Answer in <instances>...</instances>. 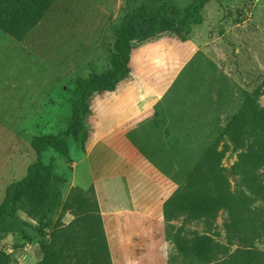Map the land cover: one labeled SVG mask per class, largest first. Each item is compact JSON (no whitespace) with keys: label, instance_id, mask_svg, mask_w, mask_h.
<instances>
[{"label":"rangeland","instance_id":"374dc122","mask_svg":"<svg viewBox=\"0 0 264 264\" xmlns=\"http://www.w3.org/2000/svg\"><path fill=\"white\" fill-rule=\"evenodd\" d=\"M192 2L50 0L40 22L23 37L0 25V205L9 186L27 177L38 160L49 168L34 169L36 178L16 192L15 210L0 218V264H221L239 247L222 209L210 229L203 217L189 215L203 211L187 203L171 207L167 201L195 168L196 177L207 181L208 165L201 161L208 148L226 152L221 162L227 168L241 150H264V132L253 123L254 111L264 108V0H211L202 9V23L193 26L195 39L205 40L210 67L217 69L219 60L225 73L220 68L219 78L211 82L202 122L197 117L191 121V114L186 120L179 115L175 132L187 134L181 139L194 153L189 158L179 147L177 156L171 154L181 167L154 193L162 200L143 202L155 210L153 216L103 215L110 202L99 201L91 182L84 131L77 140L64 135L66 150L52 147L38 155L32 147L35 135L66 131L76 104V79L110 68L115 29L129 12L142 4L179 9ZM202 52L206 56V49L199 48ZM195 61L174 87L179 90L183 79L189 80L185 94L179 90L183 98L200 84L201 68H194ZM181 124L187 129L180 130ZM156 155L157 161H165ZM136 166L142 180L126 177L119 191H127L128 184L141 187L156 174L141 161ZM261 174L264 178V168ZM102 181L105 187L106 178ZM116 208H130L129 200L124 198ZM195 242L202 250L198 257L193 255ZM258 247L264 251V237Z\"/></svg>","mask_w":264,"mask_h":264},{"label":"crops","instance_id":"0c3cea01","mask_svg":"<svg viewBox=\"0 0 264 264\" xmlns=\"http://www.w3.org/2000/svg\"><path fill=\"white\" fill-rule=\"evenodd\" d=\"M198 43L202 47H197ZM204 43L203 37L199 41L195 39L193 29L185 41L170 33H160L150 39L141 40L132 49L131 54L137 51V63L133 64L131 55L129 75L118 83L114 91L92 95V113L86 120V128L81 138L86 137L91 182L97 188L99 201L110 202L109 207L102 212L105 217L129 218L133 214L153 216L155 210L145 208L143 202L157 198L162 200V196L156 198L154 193L181 167L178 159H171V154L177 156L178 148L181 147L183 153H189V158L193 156V149L188 148L185 140L181 139L187 134L175 132L178 129L179 115H185L186 120L191 114V121L197 117L202 122L209 110L204 107V102L205 105L209 104L211 82L216 77L219 78L220 68L223 69L219 60L217 69L210 67L207 59L209 51ZM199 48L202 51L206 49V56L203 52L199 53ZM194 61L197 63L194 68H201L200 84L197 88L190 89L191 93L183 98L185 85H190L189 80L183 79L185 84L180 89L184 94L181 96L180 89L174 91V87ZM221 73L224 74L225 70ZM102 106L112 108L118 120L112 121L101 132L99 128L103 123ZM192 124L189 127H193ZM186 127L181 124L179 129H187ZM92 135L93 140L88 145ZM174 136L180 139H173ZM156 154H161L165 161H157ZM138 161L146 169L155 168L156 174H150L141 187L128 184V192L124 189L119 191L126 177L135 183L142 180L136 171ZM78 173L76 170L75 185L78 184ZM102 177L106 178L105 187L101 186ZM124 198L129 200L130 208H116Z\"/></svg>","mask_w":264,"mask_h":264},{"label":"trees","instance_id":"16d2710c","mask_svg":"<svg viewBox=\"0 0 264 264\" xmlns=\"http://www.w3.org/2000/svg\"><path fill=\"white\" fill-rule=\"evenodd\" d=\"M50 0H0V25L17 38L23 37L34 28L46 12ZM184 8L174 9L168 4L154 9L150 4H142L129 12L122 25L117 27L114 52L111 54L110 68L102 72H91L87 77L75 81L76 104L72 117L67 121V129L57 135H35L32 139L33 149L40 155L49 148L66 150L65 136L77 140L85 130L84 122L92 113L91 98L96 92H112L119 82L130 73L132 43L139 39H149L160 33H170L182 40H187L194 25L203 21L202 9L211 0H192ZM254 127L264 132V108L254 111ZM239 117L234 120L238 122ZM230 131V130H229ZM235 140H239L238 137ZM201 162L208 165V178L199 180L197 168L181 185L179 191L170 197L167 205L177 207L179 204H191L193 208L203 211L197 216L189 212L190 217H203L213 226L216 211L226 212V220L236 234L239 247L225 258L221 264H264V251L258 242L264 237V150L237 153V161L230 168L221 162L226 152L208 148ZM201 166V165H200ZM34 169L49 171L41 160L35 163L27 177L12 183L8 195L0 205V218L15 210V195L22 186L32 182L36 175ZM207 247L212 249L211 241ZM193 255L198 257L202 250L193 244Z\"/></svg>","mask_w":264,"mask_h":264},{"label":"bare ground","instance_id":"6f19581e","mask_svg":"<svg viewBox=\"0 0 264 264\" xmlns=\"http://www.w3.org/2000/svg\"><path fill=\"white\" fill-rule=\"evenodd\" d=\"M131 55H133L132 57V61L134 62L133 64H136L137 63V51H134V53H132ZM96 93L101 94V92H96ZM103 93L107 94V92H103ZM101 113L103 115V123L100 125L99 130H101L102 132L103 130H106L110 126L112 121L118 120V117H117V114L114 113L112 108H106L105 106L101 107ZM93 137H94L93 135L90 137L88 145L93 140Z\"/></svg>","mask_w":264,"mask_h":264}]
</instances>
